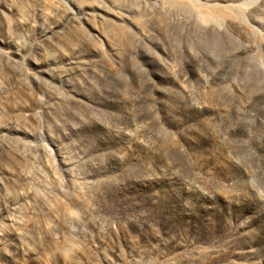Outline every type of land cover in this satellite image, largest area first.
<instances>
[{"label":"rangeland","instance_id":"1","mask_svg":"<svg viewBox=\"0 0 264 264\" xmlns=\"http://www.w3.org/2000/svg\"><path fill=\"white\" fill-rule=\"evenodd\" d=\"M0 264H264V0H0Z\"/></svg>","mask_w":264,"mask_h":264}]
</instances>
